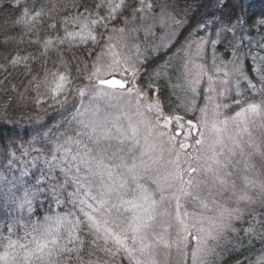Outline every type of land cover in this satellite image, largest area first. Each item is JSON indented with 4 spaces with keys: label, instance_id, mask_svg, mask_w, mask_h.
<instances>
[{
    "label": "snow or ice",
    "instance_id": "obj_1",
    "mask_svg": "<svg viewBox=\"0 0 264 264\" xmlns=\"http://www.w3.org/2000/svg\"><path fill=\"white\" fill-rule=\"evenodd\" d=\"M213 4L0 0V264H264V11Z\"/></svg>",
    "mask_w": 264,
    "mask_h": 264
},
{
    "label": "trees",
    "instance_id": "obj_2",
    "mask_svg": "<svg viewBox=\"0 0 264 264\" xmlns=\"http://www.w3.org/2000/svg\"><path fill=\"white\" fill-rule=\"evenodd\" d=\"M259 1H263V2H259ZM185 2V0H180L181 5H183ZM249 3H251L253 5L251 11L254 13H259L261 11H264V0H254V1H248ZM187 3L192 5L194 8L198 5L204 4L207 5L206 9H198V11L200 13H204V12H209L210 8L213 6V0H187ZM210 13V12H209ZM3 13H0V20L3 19ZM191 15V13H190ZM197 19H200V15H197L196 17ZM195 20L192 21L193 24H195ZM4 51V47L3 45H0V52ZM3 57L0 56V60H2ZM162 86L163 85V81L160 82ZM167 93H168V89L166 86H164V98L167 99ZM173 103H177L176 98L173 97L172 98ZM13 111H19L21 114H27V110H16V109H10V114ZM13 118H15V116H13ZM235 259L234 255H225L224 257V264H233V261Z\"/></svg>",
    "mask_w": 264,
    "mask_h": 264
},
{
    "label": "rangeland",
    "instance_id": "obj_3",
    "mask_svg": "<svg viewBox=\"0 0 264 264\" xmlns=\"http://www.w3.org/2000/svg\"><path fill=\"white\" fill-rule=\"evenodd\" d=\"M248 1H250V0H248ZM251 1H254V0H251ZM259 2H263V1H259ZM214 10V4H213V6L210 8V10H209V12H211V11H213ZM176 98V97H175Z\"/></svg>",
    "mask_w": 264,
    "mask_h": 264
}]
</instances>
